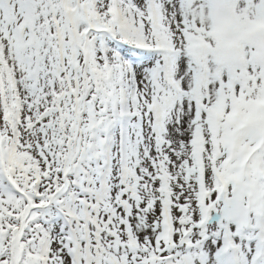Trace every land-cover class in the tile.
<instances>
[{"label":"snow or ice","instance_id":"1","mask_svg":"<svg viewBox=\"0 0 264 264\" xmlns=\"http://www.w3.org/2000/svg\"><path fill=\"white\" fill-rule=\"evenodd\" d=\"M0 264H264V0H0Z\"/></svg>","mask_w":264,"mask_h":264}]
</instances>
